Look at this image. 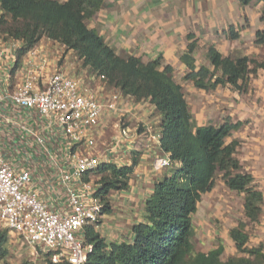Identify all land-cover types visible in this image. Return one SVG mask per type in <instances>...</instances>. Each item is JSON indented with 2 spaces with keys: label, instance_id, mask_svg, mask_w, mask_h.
<instances>
[{
  "label": "crops",
  "instance_id": "crops-1",
  "mask_svg": "<svg viewBox=\"0 0 264 264\" xmlns=\"http://www.w3.org/2000/svg\"><path fill=\"white\" fill-rule=\"evenodd\" d=\"M263 13L264 2L258 0L247 5L242 0H105L86 25L97 30L122 58L137 57L145 64L160 60L161 70L171 66L196 128L219 127L227 122L239 124L226 138V144L239 143L235 157L243 171L253 177L252 186L264 195V69L256 68L247 81H240V89L225 84L207 91L186 80L190 70L181 60L195 42L197 69L204 66L213 71L208 59L212 47L224 58L246 57L263 63L264 45L256 43L257 33L264 30ZM231 30L236 37L231 36ZM40 46L46 50L54 48L47 40H42ZM62 50V66L67 74L79 77L85 87L95 90L104 100L112 93L120 95L118 112L103 120L100 146L104 147L122 130H129L130 139L112 159L127 167L134 162L135 165L128 190L111 192L112 212L103 216L97 231L107 243L132 242V228L145 221L146 201L155 184L181 164H171L161 171L154 169V160L167 154L153 140V134L160 132L161 117L149 100L136 101L108 87L95 78L90 67L83 64L81 68L82 60L74 51ZM118 122H122L120 127ZM245 200V193L232 191L222 174L218 175L214 188L202 196L193 217L196 253H209L222 244L223 262L242 256L230 236L241 222L245 223L244 233L249 238L246 246L262 247L264 252V203L259 221L251 222L245 215Z\"/></svg>",
  "mask_w": 264,
  "mask_h": 264
},
{
  "label": "trees",
  "instance_id": "trees-1",
  "mask_svg": "<svg viewBox=\"0 0 264 264\" xmlns=\"http://www.w3.org/2000/svg\"><path fill=\"white\" fill-rule=\"evenodd\" d=\"M252 1L242 0L245 5ZM104 2L0 0V11L8 19L1 22L9 35L7 39L23 43L19 57L46 38L74 51L83 64L90 67L93 75L104 78L108 87L136 101L149 100L161 117V148L170 156L172 164H181L155 184L146 201L145 221L132 228V242L107 243L95 227H87V240L93 250L86 264H264L263 248L249 249L246 246L249 238L244 233L243 222L230 232L242 256L223 262L222 244L209 253L195 252L193 217L202 196L214 188L219 174L232 191L246 194V218L251 222L259 221L264 195L252 186L253 177L243 171L235 157L239 143L226 144V138L239 124L227 122L219 127L196 128L183 88L174 80L171 66L161 70L160 60L145 64L137 57L122 58L106 44L97 30L87 27L86 22ZM231 36L237 35L231 30ZM256 43L264 45V30L257 33ZM196 47L192 42L181 60L190 70L186 80L194 81L200 89L209 91L225 84L240 89V81H247L256 68L264 69V62L257 63L246 57L238 60L224 58L213 47L208 51L213 71L204 66L197 69L193 56ZM251 65L255 68L251 69ZM134 165L135 162L130 167L121 168L102 165L98 169L103 186L97 195L103 202V216L112 212L111 192L128 190ZM8 240V231L0 229V260L8 256ZM49 264L54 263L49 261Z\"/></svg>",
  "mask_w": 264,
  "mask_h": 264
},
{
  "label": "built area",
  "instance_id": "built-area-1",
  "mask_svg": "<svg viewBox=\"0 0 264 264\" xmlns=\"http://www.w3.org/2000/svg\"><path fill=\"white\" fill-rule=\"evenodd\" d=\"M46 40L52 50L40 41L22 57V41L0 40V229L54 264H86L93 250L86 229H97L103 218L97 171L126 166L112 158L130 131L100 146L103 120L118 112L120 95L104 100L67 74L65 45ZM153 140L161 147L160 132ZM171 164L167 154L153 166L161 171Z\"/></svg>",
  "mask_w": 264,
  "mask_h": 264
},
{
  "label": "rangeland",
  "instance_id": "rangeland-1",
  "mask_svg": "<svg viewBox=\"0 0 264 264\" xmlns=\"http://www.w3.org/2000/svg\"><path fill=\"white\" fill-rule=\"evenodd\" d=\"M4 20H8V19H6L2 11H0V40L1 39L8 40L7 38L9 37L7 31L5 30V27L1 25V22ZM43 40H46V38H43ZM80 63H81V68L84 67L83 62ZM98 177L101 178L99 174ZM217 241H220V239H217ZM7 249H8V256L5 259L0 260V264H22L25 262H29L31 264H49L50 261L49 257L42 250L37 249L33 251L31 248H29L28 244L23 239L17 236L9 237L7 243ZM255 264H261V263L257 262Z\"/></svg>",
  "mask_w": 264,
  "mask_h": 264
}]
</instances>
